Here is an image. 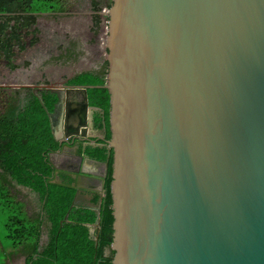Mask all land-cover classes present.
Returning a JSON list of instances; mask_svg holds the SVG:
<instances>
[{"label":"water","instance_id":"water-1","mask_svg":"<svg viewBox=\"0 0 264 264\" xmlns=\"http://www.w3.org/2000/svg\"><path fill=\"white\" fill-rule=\"evenodd\" d=\"M105 15L112 263L264 264V0H112ZM35 87L57 97L51 155L80 158L64 183L50 157L49 182L103 197L109 156L68 142L91 138L89 86Z\"/></svg>","mask_w":264,"mask_h":264},{"label":"trees","instance_id":"trees-1","mask_svg":"<svg viewBox=\"0 0 264 264\" xmlns=\"http://www.w3.org/2000/svg\"><path fill=\"white\" fill-rule=\"evenodd\" d=\"M106 1L109 7L112 0ZM62 4L63 0H0V48L13 68L16 67L14 44L21 50L26 48L22 33L31 30L35 35L38 15L59 11ZM92 7L94 25L99 28L103 19V0H92ZM30 43L35 44L36 39ZM105 64L106 71L102 76L80 75L72 83L89 85L90 103L101 110L95 115L96 125L106 128L105 137L109 139L110 93L105 87L107 60ZM29 92L18 93V102H9L0 115V178L4 181L0 182L8 185L9 195L10 185L15 180V185L26 186L40 197L36 213L30 215L25 207H18V211L10 216L7 237L11 247L25 256V264H113L112 154L109 156L106 146L95 145L93 150L87 149L92 157L102 161L109 156L105 194L103 197L95 194L88 205H75L77 189L49 182L54 174L50 155L60 148L48 114L54 110L57 97L46 91L39 92L41 94ZM97 221L99 225L95 228ZM45 231L47 238L43 240Z\"/></svg>","mask_w":264,"mask_h":264},{"label":"crops","instance_id":"crops-1","mask_svg":"<svg viewBox=\"0 0 264 264\" xmlns=\"http://www.w3.org/2000/svg\"><path fill=\"white\" fill-rule=\"evenodd\" d=\"M71 3H72V0L65 1V4L64 3L62 4L61 10L56 11V12L53 11V12L42 13V14H46V24L51 23L53 26H55V29L57 31L55 30L52 31L53 35H55L59 39V35H61V29L67 28L69 32H71V34L74 36L72 37L74 39V42L73 41L69 42L68 43L69 46H66L65 49L59 48L58 50L59 53L56 54L55 56V59L56 58H59V59H57L54 62H45L46 67H44L43 69V74L41 73V76H43V78H38L37 74H34L33 73L34 71L31 69H27L24 71L22 70L20 73V77H19V80L21 81V83H19L20 85H17L18 88H16V89L23 91L20 93L21 95H25L28 92V88L35 87V86L41 87L45 85L49 86V85H54V84L59 85V86L66 85V84L79 85V84L72 83V80H74L77 76L92 74L95 77H99V76H102V73L104 70L106 71V64H105L107 60L106 52H105L106 47H105V43H102L101 34L97 31L98 28L95 27L94 25L93 9L91 8L89 11H86L85 13L87 15L85 16H83L80 13L79 14L71 13L67 11L68 9L67 6H70ZM91 3H92V0H91ZM57 13L58 15H56ZM39 15H38V18H39ZM81 29H83V31H81ZM81 41L83 42V46H82ZM71 44L72 45L74 44L75 46L73 50L74 52H72ZM38 58L32 59L31 57L26 56V59L23 60V63L21 64V66L26 67L25 64L27 63V61H31V64H33V61H34V64H35ZM45 60L47 61V59ZM13 63H14V60H13ZM16 68L17 66L14 69ZM107 71H108V68H107ZM22 79L24 80V82H22ZM38 79L41 81H39ZM32 81L36 83L32 84ZM88 92H89V89H88ZM48 93H51V92H48ZM88 96H89V93H88ZM82 98L83 96L81 94L76 93L74 96H71L69 104L75 103L81 100ZM97 110L98 108L96 106H93V108H89V114H90L89 118H91L92 113L94 111L97 112ZM63 112H64V109H63ZM62 116H63V113H62ZM58 118H60V115L58 116ZM62 121H63V117H61L60 121L56 123L55 125L56 134L59 138L62 137L64 134ZM88 133L90 134V136H92L91 138L93 139L92 140V143H93L95 140H97L96 139L97 137L104 136L105 131L103 129L96 130L92 126H90ZM84 141H86V139L83 140V144H81L80 146L88 144V142L84 143ZM95 145L97 144H94V143L93 145L88 144L86 146V150L87 149L93 150L92 146H95ZM65 150H69V148L66 147ZM52 156L54 159H57V160L61 159L60 156L56 155V153H53ZM102 163L103 162H96L94 160H91L89 161V164L87 165H90V167H97V169H99V167L104 168V163L103 164ZM15 184H17V182L13 180L12 184L10 185L12 187V190H14L15 193H18V191L24 192L26 190H29V191L24 192V194H27L29 196V198L26 197V198H23L22 200L21 198L17 196L15 197L20 199L23 202L24 207L26 211L28 212V214L31 215L33 213H36V211L39 209V206H40V197L38 196V194H36L34 191H32L30 188L26 186H22L20 184L15 185ZM95 194H99V193L95 191L90 192V191H85V190H81V191L79 190V192H77L76 194L74 204L75 205L76 204L88 205L90 204L91 199ZM30 195L38 196V201L36 202V205H34L35 206L34 209H32L33 205L29 203V199H31ZM21 197H23V195H21ZM27 207H31V210H28ZM96 226L98 225L96 224Z\"/></svg>","mask_w":264,"mask_h":264},{"label":"rangeland","instance_id":"rangeland-1","mask_svg":"<svg viewBox=\"0 0 264 264\" xmlns=\"http://www.w3.org/2000/svg\"><path fill=\"white\" fill-rule=\"evenodd\" d=\"M65 1L71 0H63L64 4ZM107 3L108 1L103 0V21L102 24L99 26L100 29H97V31L101 33L102 43L104 42V34L106 32V28L104 27H106L107 25V17L104 11L107 9ZM67 7V11L77 14L80 13L85 16L87 15L85 12L89 11L92 8V3L91 0H72L71 5ZM56 15H58V13ZM36 27H38V32L35 35L30 32L31 30H26L27 32L22 33V42L26 44L25 49L21 50L19 45L14 44L13 50L15 51V56L13 60L17 66L16 69H14L9 64L8 60L4 56L3 51L0 48V115L5 111L9 102L15 100L14 102L17 103L18 99H16V95L18 93L20 94L21 92H23L19 89H16L18 88L17 85H20L19 83H21L19 77L22 70L24 71L27 69H31L34 71V74H37L38 78H43V76H41V73L43 74V69L44 67H46L45 62H54L59 59H55L56 54L59 53V48L65 49L66 46H69V42H74V39L72 38L74 36L71 34V32H69L67 28L61 29V35H59V39L58 37L53 35L52 31L57 30L55 29V26H53L51 23L46 24V14L39 15ZM81 31H83V29H81ZM33 39H36V43L31 45L30 42ZM81 43L83 46L82 41ZM71 46L72 52H74V44H71ZM26 56H29L32 59H36L38 57L39 58L35 62V64L34 61L33 64H31V61H27V63L25 64L26 67L21 66L23 60L26 59ZM45 59H47V61ZM22 82H24L23 79ZM35 83L36 82L32 81V84ZM2 179L3 178H0V180L4 182ZM7 191L8 185L0 182V264H25V256L19 254L20 251L18 249L11 247V240L7 236L10 233L8 228L10 216L12 215V213L18 211V207L24 209L22 201L16 198L15 196L21 198L22 200L26 197L29 198L27 194H24V192L29 190H23L24 192L18 191V193H15L14 190H11L10 195L7 193ZM21 195H23V197H21ZM30 197L31 199H29V203L33 205L32 209H34V205H36V202L38 201V196L30 195ZM27 209L31 210V207H27ZM96 227L98 226H95V228ZM95 228L93 227L92 231H94ZM46 238L47 233L45 231L43 240H46ZM8 250H11L9 254H7Z\"/></svg>","mask_w":264,"mask_h":264},{"label":"flooded vegetation","instance_id":"flooded-vegetation-1","mask_svg":"<svg viewBox=\"0 0 264 264\" xmlns=\"http://www.w3.org/2000/svg\"><path fill=\"white\" fill-rule=\"evenodd\" d=\"M104 8V7H103ZM108 8V7H107ZM92 9H93V7H92ZM103 10V9H102ZM102 10H101V15H102ZM94 11V10H93ZM104 11H106V10H104ZM94 14H95V11H94ZM103 16V15H102ZM103 18V17H102ZM102 21H103V19H102ZM101 24H102V22H101ZM107 26V25H106ZM104 28H106V27H104ZM98 29H100V27L98 28ZM100 33V32H99ZM106 33V32H105ZM101 34V33H100ZM104 41V40H103ZM104 43V42H103ZM37 85V84H36ZM29 91H33L34 93H36V94H41V93H39V92H42V91H38V90H36V87H31V88H28V92ZM27 92V93H28ZM30 93V92H29ZM101 110L99 109V110H97V112H95V115L96 114H98L99 112H100ZM94 122H95V124H93V128L94 129H96V130H100V129H103L104 131H105V133H104V136H102V137H97L96 139L97 140H95L93 143L94 144H99L100 146H103V143H104V140H106V128H98L97 127V125H96V120H94ZM92 137V136H91ZM78 138H81L82 140H84V139H86V141H84V143L85 142H88V144H90V142H92V138H82L81 136H76V135H72L69 139H68V142L72 145V148L71 149H73V150H75L76 151V149L78 148V151H79V153H81L82 152V150H83V147H84V145L83 146H80L81 144H83V143H81V144H79V143H77V144H75V142L78 140ZM110 139V138H109ZM90 140V141H89ZM101 140H103V141H101ZM87 144V145H88ZM87 145H85V147L87 146ZM57 151V150H56ZM57 156H60V160H57V159H54L53 158V156L51 155L50 157H52L53 158V160L55 161V162H57V164H58V166L60 167V168H64L60 173H58V175H59V178L64 182V183H71V182H73L74 181V177L70 174V171L72 170H75L79 165H80V158L79 157H70V156H65V154H59V153H57L56 154ZM92 157V156H91ZM92 159H94V157H92ZM89 161H91L90 159H88L87 161H86V163H85V165H84V168L85 169H87V170H93L94 172H99V173H104L105 172V168H102V167H99V169H97V167H90V165H87V164H89ZM103 164V163H102ZM88 166V167H87ZM54 172H55V168H54ZM52 178H54V174H53V177ZM51 179V178H50ZM81 191V190H80ZM85 191H89V190H85ZM79 192V191H78ZM90 192H93V191H90ZM98 193V192H97Z\"/></svg>","mask_w":264,"mask_h":264}]
</instances>
